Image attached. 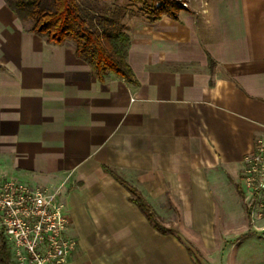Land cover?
Segmentation results:
<instances>
[{
    "label": "crops",
    "instance_id": "0c3cea01",
    "mask_svg": "<svg viewBox=\"0 0 264 264\" xmlns=\"http://www.w3.org/2000/svg\"><path fill=\"white\" fill-rule=\"evenodd\" d=\"M182 1L175 17L126 21L129 84L99 80L71 41L47 43L0 0V180L57 193L66 264H199L190 245L264 264L242 175L264 138V0Z\"/></svg>",
    "mask_w": 264,
    "mask_h": 264
},
{
    "label": "trees",
    "instance_id": "16d2710c",
    "mask_svg": "<svg viewBox=\"0 0 264 264\" xmlns=\"http://www.w3.org/2000/svg\"><path fill=\"white\" fill-rule=\"evenodd\" d=\"M141 2L148 21L162 15L175 17L178 6L174 0H155L158 6ZM8 8L21 22H30L29 31L53 45L71 41L75 55L88 64L99 80L113 74L126 83L136 84L131 68L125 60L129 36L125 32L124 19L128 8L114 0H4ZM1 69V67H0ZM110 172V171H109ZM111 173V172H110ZM112 174V173H111ZM114 179L129 193V201L136 205L148 223L160 234H173L159 220L153 208L142 195L119 177ZM249 216V211L247 210ZM0 264H13L4 239L0 236Z\"/></svg>",
    "mask_w": 264,
    "mask_h": 264
},
{
    "label": "built area",
    "instance_id": "2783aa9c",
    "mask_svg": "<svg viewBox=\"0 0 264 264\" xmlns=\"http://www.w3.org/2000/svg\"><path fill=\"white\" fill-rule=\"evenodd\" d=\"M179 4L186 7L182 0ZM242 175L252 199L264 203V138L256 139L245 156ZM68 224L56 192L0 180V236L13 264H66L75 248L65 236Z\"/></svg>",
    "mask_w": 264,
    "mask_h": 264
},
{
    "label": "rangeland",
    "instance_id": "374dc122",
    "mask_svg": "<svg viewBox=\"0 0 264 264\" xmlns=\"http://www.w3.org/2000/svg\"><path fill=\"white\" fill-rule=\"evenodd\" d=\"M144 3L148 6L154 5V6H158L159 3L158 1L155 0H143ZM175 3L177 0H174ZM114 3L122 6V7H127L128 8V13L126 18L123 20L124 24L126 23L127 20H130L132 18H136V17H145L143 14V10L144 7L141 2L138 1H132V0H114ZM25 26L27 28H30L31 23L30 22H24ZM244 193H248L247 188L244 185ZM249 194V193H248ZM249 205V210H250V214L252 215L253 218L261 221L262 227L264 228V203L263 202H257L254 199H252V197L249 194L248 197V201L247 203ZM169 216H171L170 218H173V214H168ZM237 237V236H235ZM238 237H243V236H238ZM191 249L190 252L193 256V258L196 260L197 263L199 264H217V258H215L214 256L211 255H207L206 256H202L198 250H195L191 245H190ZM12 258V256H11Z\"/></svg>",
    "mask_w": 264,
    "mask_h": 264
}]
</instances>
